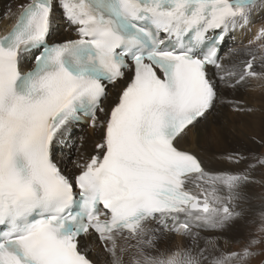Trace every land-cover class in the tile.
Returning a JSON list of instances; mask_svg holds the SVG:
<instances>
[{
    "label": "snow or ice",
    "instance_id": "6c2138e0",
    "mask_svg": "<svg viewBox=\"0 0 264 264\" xmlns=\"http://www.w3.org/2000/svg\"><path fill=\"white\" fill-rule=\"evenodd\" d=\"M19 7L0 37V264H96L84 237H94L111 264H122L127 250L118 249V237L135 241L133 264H249L264 239L210 260L207 246L195 255L150 250L165 229L195 242L194 226L223 229L241 216L235 209L242 187L254 182L253 165L213 173L181 145L224 102L221 86H264V54L247 49L248 59L220 62L223 33L247 24L264 0H29ZM57 7L76 39L52 41ZM256 39L264 40V27ZM28 54L34 67L25 71ZM82 117L101 137L69 173L55 149Z\"/></svg>",
    "mask_w": 264,
    "mask_h": 264
},
{
    "label": "bare ground",
    "instance_id": "6f19581e",
    "mask_svg": "<svg viewBox=\"0 0 264 264\" xmlns=\"http://www.w3.org/2000/svg\"><path fill=\"white\" fill-rule=\"evenodd\" d=\"M28 2L29 0H0V37L7 32L10 25L15 21L20 11L19 5L27 4ZM54 13L51 29L52 41L64 42L76 39V33L64 18L62 10L57 7L54 9ZM263 24L264 8L257 7L251 13L247 24L235 30L230 29L225 32L223 46L220 52V62L227 67H231L233 64L239 63L241 59L250 58L248 56L245 57L247 55L245 50L253 49V45L256 47L255 42L262 48L263 51H260L261 54H264V40L256 39L259 32L258 25L262 26ZM251 36L254 37V44L252 45L251 42L248 46L245 42L252 40ZM33 55L28 54L23 59L22 67L25 71L32 67ZM256 67L260 71L259 59L256 61ZM216 72L217 69H213L209 71V74L213 75ZM252 81H255L254 86L257 89L253 88ZM122 86L123 83L121 82L111 87L109 98L104 103L106 109L111 105ZM260 86L256 80H249L248 85L245 87L230 88L221 86L220 92L224 98V102L218 103L207 119L203 120L198 127L189 133L181 147L186 151L196 154L203 162V166L213 173L239 172L249 165H253L251 175L253 180L256 179L258 160H256L257 158L254 159L253 156H255V151L260 146V127L264 126V93H260L264 89V86H261L263 87L261 90L258 88ZM229 101L241 102V106L245 110L236 111ZM75 127L70 129L65 139L55 149L57 160L69 173L79 171L76 163L93 154L95 145L101 137L99 132L94 139H88L86 132L93 134L95 129L90 124L85 127L83 131H86L85 133L74 131ZM70 143L71 146L69 147ZM89 143L93 145L91 150L89 149ZM57 149L61 150L62 153L59 154ZM63 149L70 150L72 155L75 153V156H71L72 158L70 159L72 165H67L68 163H66V156ZM235 154L244 158L239 165L231 163L228 159V157ZM241 194L243 198L237 201V207L235 209L241 212V216L226 225L225 228L210 229L194 226L192 228L193 234L198 233L195 236V242L193 241V236L180 235L165 229L166 231L157 233L159 236V239L156 241L157 248L151 249L150 251L156 254L157 251L163 253L175 251L176 249L191 248L195 255L200 249L207 246L206 255L209 257V260L215 256H219L221 254L219 250H228L231 244L242 237V234L246 231V227L253 222V218L262 213V204L253 202V198L256 195L253 194L252 183L244 185L241 189ZM150 227H155V225H150ZM208 241H215L216 247L208 245ZM134 243V240H125L124 237L117 238L118 249L119 247L127 249L121 254L122 264H133L135 249L129 248L128 245ZM81 244L89 252L96 264H111V257L93 238L84 237ZM118 254L120 253L118 252ZM205 264H208V261H205Z\"/></svg>",
    "mask_w": 264,
    "mask_h": 264
},
{
    "label": "rangeland",
    "instance_id": "374dc122",
    "mask_svg": "<svg viewBox=\"0 0 264 264\" xmlns=\"http://www.w3.org/2000/svg\"><path fill=\"white\" fill-rule=\"evenodd\" d=\"M258 26H259V31H260V29L264 26V24L262 26L261 25H258ZM251 37H252L251 38L252 40L245 42V44L248 46H249V43H251V42H252V45L254 44V42H253L254 37L253 36H251ZM252 45H250V46H252ZM255 45H256V47H254V45H253V49L256 50L257 55L259 56V54L261 55V52L263 50L257 42H255ZM247 56L248 55H246L245 57H247ZM254 84H255V81H252L253 88L257 89V87L254 86ZM258 88H260V90H261L263 87L260 86ZM263 90L260 93L263 94L264 93ZM116 92H117V90H116ZM99 132H100V130L95 128L93 131V134H89L88 132H86V134H87L88 139L92 140V139H94V137ZM259 139H260L259 140L260 146H259L258 150L255 151V154H254L255 156H253L254 159L264 158V126L260 127ZM92 148H93L92 143H89V149L91 150ZM74 156H75V153H73L72 157H74ZM65 159L67 161L66 163H68L67 165H69V164L72 165V161H70V159H67V158H65ZM256 160H258V159H256ZM253 181H254L252 183L253 184V194L256 195V197L253 198V202H255L256 204H262V212H264V165H261L260 163L257 164L256 179H254ZM262 223H264V221L261 220V214H258L256 217L253 218V222L246 227V231L242 234L241 238H239L233 244H231V246L228 248V250H225V251L219 250V252L227 254L229 251H230L229 253L240 251L245 246V243L247 242V240L249 238H252V237L264 239V233L259 231ZM254 251L258 252L259 254L251 257L249 260V264H264V243H262L261 245H258L256 247V249H254Z\"/></svg>",
    "mask_w": 264,
    "mask_h": 264
}]
</instances>
